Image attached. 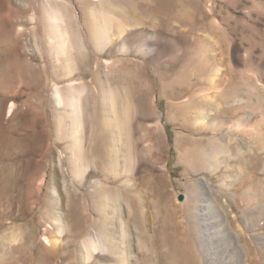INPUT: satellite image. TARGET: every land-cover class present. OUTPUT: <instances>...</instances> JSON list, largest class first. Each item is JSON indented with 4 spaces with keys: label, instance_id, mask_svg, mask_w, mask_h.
<instances>
[{
    "label": "rangeland",
    "instance_id": "1",
    "mask_svg": "<svg viewBox=\"0 0 264 264\" xmlns=\"http://www.w3.org/2000/svg\"><path fill=\"white\" fill-rule=\"evenodd\" d=\"M259 263L264 0H0V264Z\"/></svg>",
    "mask_w": 264,
    "mask_h": 264
},
{
    "label": "bare ground",
    "instance_id": "2",
    "mask_svg": "<svg viewBox=\"0 0 264 264\" xmlns=\"http://www.w3.org/2000/svg\"><path fill=\"white\" fill-rule=\"evenodd\" d=\"M81 49L83 48L82 46H80ZM69 92L71 93V97L67 98L64 93L60 88L57 87V96H58V102H59V105L63 106V107H66V108H69V107H72V110L76 113V121H77V128H78V133L79 134H82L83 133V125L85 123V116H84V108H85V101L84 99L82 98V95L81 93L79 92L78 89L80 88H77L75 86V84H70L69 86ZM83 89H85V87H83ZM105 111V109H104ZM114 113V112H113ZM105 114H106V111H105ZM110 121H113L112 123L108 122V124H105L106 125V134H108V136H112L113 138V142H114V146H116V148L118 149L117 151L121 153V149H120V142H121V139L119 137V132H121V129L119 131V122L116 120V118H114V120H110ZM112 125H115V129H113L111 126ZM83 135V134H82ZM80 135V141L81 143L78 145V149H79V155L80 157L83 155V147H82V142H83V136ZM86 140V139H85ZM106 145V143H105ZM110 151V150H109ZM85 153V152H84ZM120 157V156H119ZM117 157V159L119 158ZM83 158V157H82ZM81 158V160H82ZM93 160V159H92ZM117 162V161H116ZM119 162V161H118ZM93 164V163H92ZM115 164V163H114ZM105 166V165H104ZM203 186H204V190L208 191L207 193H209V190L211 191L209 185L207 182H204L203 181ZM212 192V191H211ZM211 195V194H210ZM209 200V199H208ZM210 201V200H209ZM210 207V206H209ZM208 207V208H209ZM221 226V225H220ZM224 229H227V228H224ZM228 230V229H227ZM222 231V230H221ZM224 232L226 230H223ZM227 234V232H226ZM227 236V235H226ZM233 238H238L237 236L235 237V235H229L227 236V239L229 241V239L233 240ZM94 246V245H93ZM94 251H97L99 249V247L97 246H94L93 247ZM192 254V253H191ZM193 260V259H192ZM190 263V262H189ZM260 264V263H259Z\"/></svg>",
    "mask_w": 264,
    "mask_h": 264
},
{
    "label": "water",
    "instance_id": "3",
    "mask_svg": "<svg viewBox=\"0 0 264 264\" xmlns=\"http://www.w3.org/2000/svg\"><path fill=\"white\" fill-rule=\"evenodd\" d=\"M179 199H180V201H183V199H184L183 195H181Z\"/></svg>",
    "mask_w": 264,
    "mask_h": 264
}]
</instances>
